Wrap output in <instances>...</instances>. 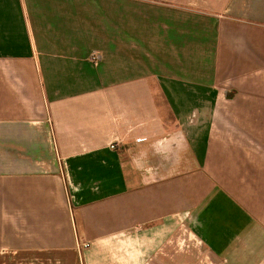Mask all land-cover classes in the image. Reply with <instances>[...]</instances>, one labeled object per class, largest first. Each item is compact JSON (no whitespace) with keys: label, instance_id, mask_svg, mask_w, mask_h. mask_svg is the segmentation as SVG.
<instances>
[{"label":"crops","instance_id":"crops-1","mask_svg":"<svg viewBox=\"0 0 264 264\" xmlns=\"http://www.w3.org/2000/svg\"><path fill=\"white\" fill-rule=\"evenodd\" d=\"M0 264H264V0H0Z\"/></svg>","mask_w":264,"mask_h":264},{"label":"built area","instance_id":"built-area-1","mask_svg":"<svg viewBox=\"0 0 264 264\" xmlns=\"http://www.w3.org/2000/svg\"><path fill=\"white\" fill-rule=\"evenodd\" d=\"M117 143H114L111 145V148L114 149L116 147ZM88 245L87 244H84V247H87Z\"/></svg>","mask_w":264,"mask_h":264}]
</instances>
